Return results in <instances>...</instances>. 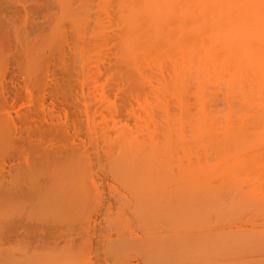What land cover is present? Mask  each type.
I'll use <instances>...</instances> for the list:
<instances>
[{
  "label": "bare ground",
  "instance_id": "bare-ground-1",
  "mask_svg": "<svg viewBox=\"0 0 264 264\" xmlns=\"http://www.w3.org/2000/svg\"><path fill=\"white\" fill-rule=\"evenodd\" d=\"M24 1L0 264H264V0Z\"/></svg>",
  "mask_w": 264,
  "mask_h": 264
},
{
  "label": "rangeland",
  "instance_id": "rangeland-1",
  "mask_svg": "<svg viewBox=\"0 0 264 264\" xmlns=\"http://www.w3.org/2000/svg\"><path fill=\"white\" fill-rule=\"evenodd\" d=\"M21 1H22V0H21ZM32 1H34V0H32ZM32 1L27 0L28 3H27L26 1H24V2L26 3V5L28 4V6H29V5L33 4ZM38 1H39V0H38ZM38 1H37V2H38ZM34 2L36 3V1H34ZM38 3H39V2H38ZM34 5H35V4H34ZM8 6H9V5H8ZM31 7H32V8H31L30 10H32L35 6L33 7V6L31 5ZM6 8H7V5H6ZM10 8H11V7H10ZM34 9H35V8H34ZM30 10H29V11H30ZM35 10H36V9H35ZM35 10H32L31 12L34 13ZM31 12H30V14H31ZM33 13H32L31 15H33ZM34 14H35V13H34ZM33 16H34V15H33ZM30 22H31V21H30ZM36 25H37V26L35 27V25L32 23V26H34L33 30H34L35 28L37 29L38 24H36ZM26 27H27V29H28V27H29V31H30V27H31V25H28V26H26ZM31 29H32V28H31Z\"/></svg>",
  "mask_w": 264,
  "mask_h": 264
}]
</instances>
